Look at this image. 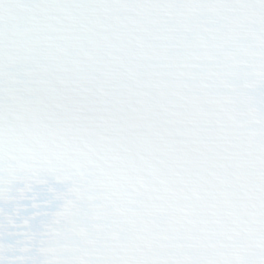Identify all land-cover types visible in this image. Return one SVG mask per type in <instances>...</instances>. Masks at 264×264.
<instances>
[{
    "label": "snow or ice",
    "instance_id": "6c2138e0",
    "mask_svg": "<svg viewBox=\"0 0 264 264\" xmlns=\"http://www.w3.org/2000/svg\"><path fill=\"white\" fill-rule=\"evenodd\" d=\"M0 264H264V0H0Z\"/></svg>",
    "mask_w": 264,
    "mask_h": 264
}]
</instances>
